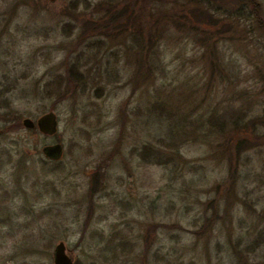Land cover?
<instances>
[{"label": "rangeland", "instance_id": "1", "mask_svg": "<svg viewBox=\"0 0 264 264\" xmlns=\"http://www.w3.org/2000/svg\"><path fill=\"white\" fill-rule=\"evenodd\" d=\"M106 1L0 0V85L8 88L0 98V264H54L60 241L74 264H264V245L246 262L236 249L240 237L244 244L264 226V147L242 154L235 193L223 195L228 162L211 148L219 130L209 135L210 145L199 136L236 96L227 83L213 90L204 84L209 70L199 34L165 33L157 47L160 69L151 82L136 86L132 34L103 38L108 48L83 68L90 82L84 94L61 100L43 95L44 84L77 56L83 21ZM165 1L161 12L173 7L174 0ZM256 1L264 15V0ZM149 19L143 15V26ZM247 26L250 37L237 26L217 49L227 72L239 76L235 89L258 98L261 113L263 82L254 69L264 72V33L253 20ZM107 66L111 72L102 73ZM161 100L177 121L152 115L151 103ZM49 111L56 115L54 134L22 123L26 117L35 123ZM7 114L19 116V124L6 121ZM54 143L62 144L60 158L42 152ZM157 151L169 162H155ZM98 170L101 188L90 196ZM214 197L221 199V217L199 233L205 203ZM119 236L128 244L120 259L110 261V246Z\"/></svg>", "mask_w": 264, "mask_h": 264}, {"label": "trees", "instance_id": "2", "mask_svg": "<svg viewBox=\"0 0 264 264\" xmlns=\"http://www.w3.org/2000/svg\"><path fill=\"white\" fill-rule=\"evenodd\" d=\"M164 3H166L165 0H108L99 3L98 11L89 19L84 20L80 27L75 43L78 50L77 56L65 66L63 72L56 74L44 84L43 95L61 100L84 94L90 82L89 76L83 68L89 63L90 58L96 60V56L108 48L106 42L102 40L103 38L117 41L121 38L120 36L126 37L132 34L137 47L136 69L133 75V83L136 86L140 82H151L157 70L160 69V51L157 47L160 46L165 33L173 29H180L186 34L192 32L199 34L200 37L196 39L199 46L202 47L201 57L205 64L204 68L209 70L204 84L209 90H213L227 83L226 85L232 87L236 96V99L229 102L222 113H214L209 118L206 122L207 131L199 136L201 142L210 145L213 144V141L208 139L209 135L213 131L219 130L211 148L213 155L218 154L220 159L225 158L228 162L223 195L230 196L235 193L242 154L264 147V109L261 113L258 112V98L251 97L252 94L247 91L248 89H235L240 82L239 76L230 74V71L227 72L229 65L219 53L217 46L220 40H228L233 37L237 26L239 34L243 35L244 33L246 37H250L253 34L252 27L247 26V22L250 20H253L256 28L264 33V15L261 5L256 0H174L170 11L163 10L161 12ZM217 3H222V5L229 3L230 6H218ZM143 15L150 16L145 26L142 23ZM160 19L163 20V25L162 21H159ZM240 25L244 26L242 30ZM95 37L100 38L91 41ZM113 55L116 57V64L118 54L115 52ZM254 71L262 80V90L264 91V72L260 66L255 67ZM109 72L111 70L107 66L102 73L109 74ZM118 73L119 71L115 74V78L119 77ZM98 90L102 91V89H97V93L100 94ZM7 91V87L0 85V98H3ZM236 100L240 101L238 107H235ZM1 102H3L1 108H6L8 103L3 100ZM150 109L153 111L152 115L158 119L178 120L166 101L152 102ZM4 119L6 121L14 120L15 124L20 122L17 115L7 114ZM217 138L220 140L217 141ZM149 148L150 151L154 150L151 146ZM157 155L158 157L154 159L155 162L163 163L164 159L165 163L169 162L167 156L162 159L159 151H157ZM100 182L101 176L100 170H98L90 184V196L100 190ZM220 186V184L216 185L217 192ZM220 200V198L214 197L206 201L199 233H205L221 217ZM208 211H210L209 214ZM239 222H243V220L240 219ZM154 227L152 225V232ZM119 239L117 243L110 246L111 250L107 256L110 261L120 259L124 255V247L128 243L125 236H119ZM143 239L145 248H148L152 239L151 232L144 234ZM240 243L244 251L239 248ZM261 245H264V226L246 243L243 244L241 237L237 240V257L241 262L249 261L248 255L255 253Z\"/></svg>", "mask_w": 264, "mask_h": 264}, {"label": "water", "instance_id": "3", "mask_svg": "<svg viewBox=\"0 0 264 264\" xmlns=\"http://www.w3.org/2000/svg\"><path fill=\"white\" fill-rule=\"evenodd\" d=\"M22 123L27 128H33L36 125L39 131L44 134L51 135L57 131V120L53 111L42 114L35 123L29 117L24 118ZM42 152L46 157L56 159L62 156L63 147L61 143L45 145ZM53 262L54 264H74L73 256L69 253L63 241L58 242L54 247Z\"/></svg>", "mask_w": 264, "mask_h": 264}, {"label": "flooded vegetation", "instance_id": "4", "mask_svg": "<svg viewBox=\"0 0 264 264\" xmlns=\"http://www.w3.org/2000/svg\"><path fill=\"white\" fill-rule=\"evenodd\" d=\"M69 253H70V251H69ZM72 255V254H71Z\"/></svg>", "mask_w": 264, "mask_h": 264}]
</instances>
